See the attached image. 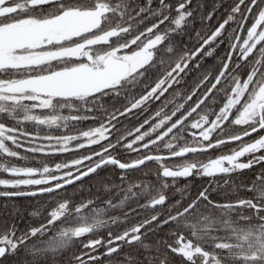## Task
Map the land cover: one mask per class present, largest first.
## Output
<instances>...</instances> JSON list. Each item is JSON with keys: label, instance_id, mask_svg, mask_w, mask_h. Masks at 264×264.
<instances>
[{"label": "snow or ice", "instance_id": "1", "mask_svg": "<svg viewBox=\"0 0 264 264\" xmlns=\"http://www.w3.org/2000/svg\"><path fill=\"white\" fill-rule=\"evenodd\" d=\"M0 264H264V0H0Z\"/></svg>", "mask_w": 264, "mask_h": 264}, {"label": "trees", "instance_id": "2", "mask_svg": "<svg viewBox=\"0 0 264 264\" xmlns=\"http://www.w3.org/2000/svg\"><path fill=\"white\" fill-rule=\"evenodd\" d=\"M27 128H28V130L29 131H31L32 130V128H31V126H26ZM153 167H155L154 165H153ZM247 178V176L246 175H242V176H240V177H233L232 179L233 180H243V179H246ZM118 182V181H117ZM187 181H183V180H181V181H179V183H186ZM205 183L207 182V181H204ZM19 203L20 204H22V205H26V204H28L29 202L28 201H26V200H21V201H19ZM101 207H103V205L101 204ZM32 209H27V210H24V215H25V217H27V215H28V211H31ZM113 214H117V213H113Z\"/></svg>", "mask_w": 264, "mask_h": 264}]
</instances>
